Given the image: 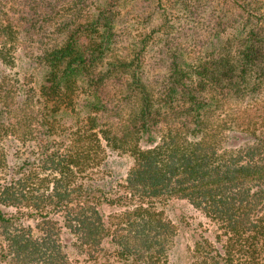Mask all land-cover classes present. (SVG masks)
<instances>
[{"label":"trees","instance_id":"trees-1","mask_svg":"<svg viewBox=\"0 0 264 264\" xmlns=\"http://www.w3.org/2000/svg\"><path fill=\"white\" fill-rule=\"evenodd\" d=\"M174 201L264 264V0H0V264H171Z\"/></svg>","mask_w":264,"mask_h":264},{"label":"rangeland","instance_id":"rangeland-1","mask_svg":"<svg viewBox=\"0 0 264 264\" xmlns=\"http://www.w3.org/2000/svg\"><path fill=\"white\" fill-rule=\"evenodd\" d=\"M24 54V53H23ZM26 55V54H24ZM28 59L26 56H19L16 59V63L12 70L15 71L18 76H22L23 74H31L32 73V87L36 89L38 81H39V72L30 67ZM116 158V157H115ZM113 163L111 164L112 167L118 171L119 174L123 173L126 167L129 165V158L127 156H121L119 158L114 159ZM163 215L168 220L172 221L178 228V238L177 244L173 248V252L171 256V264H184V246L187 244L185 239L186 235L184 233V228L178 222V220H182L184 223V217L187 218V222L191 224H195L198 220L203 221V218L199 216L196 212L191 210V208L187 207L184 202L182 201H174L168 204L167 206L163 207ZM65 242H69V239L65 237ZM66 252L70 258L73 259H80L81 256L78 252H76L70 245L66 246Z\"/></svg>","mask_w":264,"mask_h":264}]
</instances>
